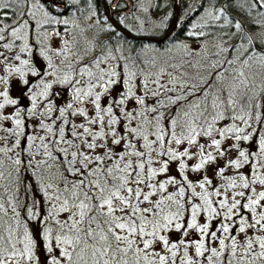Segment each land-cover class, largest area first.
<instances>
[{"label":"snow or ice","instance_id":"obj_1","mask_svg":"<svg viewBox=\"0 0 264 264\" xmlns=\"http://www.w3.org/2000/svg\"><path fill=\"white\" fill-rule=\"evenodd\" d=\"M205 2L212 5L213 9L207 11V15L213 20H220L226 15L227 9L237 3V0H224L219 7L213 4V0H205ZM105 4L112 8L118 7L112 3V0H105ZM251 6L264 9V0H254ZM4 7L6 5H0V8ZM51 7L53 11H59L62 14L68 10L69 5L67 0H51ZM214 11L217 14L214 15ZM240 11L243 12L242 7ZM45 16L52 21L59 22L56 16L50 15L47 11ZM62 22L65 25L68 23L67 20ZM27 23V21L21 22L20 27H24ZM115 23L118 27L120 21L117 20ZM223 23H234V30L224 33L220 37L221 40L225 35L235 36V30H240V39L250 47L241 51L237 43H233L230 48L218 46L220 53L225 54V59L223 65L217 68L210 80H204L202 77L196 82H191L190 79L178 80L168 73L170 78L164 82L153 79L151 84L155 85V89H151L148 82L138 79L136 83H133V77L137 74L129 71L125 75L123 66L120 67L119 72L115 68L110 70L100 68L98 74L93 73L87 66L78 70L81 75L87 74L89 77H94L99 88L102 89V91H94L97 88L96 83H91L86 91L75 88V100L82 102L85 98H92L91 104L94 106L95 114L87 119V125H96L97 128L94 131L83 122L76 124L61 119L65 116L67 109L73 108V104L68 103L67 109L59 110L57 119H61L62 125H68L69 135L75 137L80 143L75 144L71 139L65 140V128L58 126L59 138L49 137L47 139L49 143L56 146L58 152H63L64 155L62 157L53 156L52 151L49 150V143L41 145L44 149L42 155L47 156L53 162L47 166L52 168L58 161L63 169L59 180L64 187L51 192L48 200L60 202L59 211L67 215L63 220L57 221L58 226L54 234L53 230L47 227L48 220L53 214L49 212L45 217L34 212L33 208L39 201L33 198V206L29 207L25 204L24 211L27 213V220L39 217L37 231L30 234L25 229L23 238L15 243L11 240V233L7 241L3 235H0V264H9L10 261L11 264H21V261H27L28 264H175L178 259L176 251H173L175 249L183 250V264H199L198 257H204L205 261H216L221 256V251L211 245L217 242L220 248H223L226 238L231 239V252L233 257H236L237 247L240 245L236 235L231 234L234 224L239 223V233L247 234L249 229L264 231V191H257L254 187L257 184L264 187V172L260 171L264 168V111L257 112L256 109L261 106L255 103V97H252L249 100L252 105L251 123L244 115L231 117L233 120H239L241 124L248 125L247 130L240 124H233L231 127L225 125L219 130L215 127L217 119L223 118L224 114L229 113L230 110L235 111V105L240 103L234 97L236 89L247 83L248 77L245 70L254 68L259 74L264 75V30H260L259 25L254 21L246 26L242 20L225 18ZM250 28L255 31H250ZM4 30L5 28L0 26V32ZM19 31V27L12 28L11 34L16 36ZM188 35L200 39L204 33L190 32ZM3 39L4 36L0 35V40ZM4 47H11V45H4ZM199 47L197 45L192 49L193 55ZM232 52H241V55L235 59L242 60V64L241 69H234L235 75L231 77L232 83L229 85L232 90L225 93L224 80L217 81L216 78L221 75L220 68L224 65H233V60L228 58ZM41 54L47 56V51ZM16 59L19 60L20 57L16 56ZM93 63L99 68L102 61L97 59ZM22 64L28 65L29 61L23 60ZM48 67L52 69L51 72L38 73L33 70V75L39 77V83L34 86H42L39 94L33 92L34 86L29 81H23V84L27 86L24 94L32 93L30 96L32 106L29 110L32 116L42 115L35 111L37 95L47 98L48 91L53 87L54 82L71 83L73 87L83 83L82 80L73 82L67 74L62 80L45 81V75H54L56 71L52 64ZM14 71L23 75L20 68H15ZM164 71L161 69L160 74H164ZM227 79L225 77V80ZM3 82V78L0 77V83ZM214 85L218 90L214 93L211 105H208L206 103L209 96L208 90ZM141 87L145 90L144 92L136 90ZM149 91L156 99L145 107L146 93ZM198 94L204 97L203 101H200ZM102 96L105 101L103 107L101 105ZM190 96L196 97L195 103L189 99ZM0 98H3L0 109H3L5 105L15 106L19 103V98H8L7 90H0ZM245 99H248L247 95ZM130 105H135V107ZM46 107L47 111L51 112L52 102L49 101ZM192 108L198 110L195 115H190ZM174 109L175 115L172 114ZM146 112L153 113L151 119L145 116ZM70 114L84 118L89 116L88 112L79 108ZM20 115L21 110L16 109L14 114H0V120H12L13 116L20 117ZM162 122H166L167 126ZM23 123L22 119H15L18 131L14 132V135L23 134ZM52 123L54 124L55 121ZM38 124L42 129H47L48 133H53V127L44 124L42 119L38 121ZM145 125L154 130L149 133ZM197 125H199V130ZM177 127L180 129L179 132L175 131ZM8 130L11 131V129ZM213 132H217L220 138L213 137ZM85 135L90 139H85ZM149 135L153 139L150 140ZM197 136L212 137L210 145L207 141L198 143ZM226 136H230L237 142H248V147L232 143L221 148ZM166 137L169 138L166 139ZM137 138L144 143L138 146ZM37 139L44 141L46 137L28 135L25 137V143L34 142ZM185 142L189 146L195 145L198 153L190 151L187 146L182 150L169 147V145L179 146ZM61 143L67 144L68 148H59ZM19 145L20 140L17 139L14 146ZM35 147V143L30 146V148ZM207 147L214 148L216 155L207 151ZM69 148L72 151H69ZM97 149H100V152H97ZM157 149H162V151L157 152ZM25 150L29 149H22V151ZM232 151L236 152V158L228 159L227 166L235 167L237 170L247 166L248 171L247 175L238 173L240 183L237 184V181L233 179L228 188L241 187L247 190V194L245 191L236 192L235 196L230 195L227 199L216 201V206H213L214 201L211 197L223 195L221 190L215 189L209 193L206 185H212L213 181L208 176H204L203 182H198V187L204 191L196 192L192 181L184 174V170L191 167L193 171L199 172L206 165L215 162L217 156L224 157ZM0 153L6 154V149L0 147ZM154 154L165 158L156 161ZM194 156H198L199 162L190 166L185 158L192 159ZM153 162L159 163L160 167H150ZM21 163L20 159L14 161L15 165ZM26 163L27 166H31L32 159H28ZM173 163L176 164L178 175H167L163 180H156L157 176L167 174ZM210 171L213 175H223L224 168L217 165L216 169H210ZM0 177H3V172H0ZM168 185L177 186L176 191L169 192ZM30 187L31 185H26L25 192ZM52 189L53 184L45 185L46 192ZM187 189H192L190 196L199 197L202 203H192L190 198L182 202ZM158 194L164 195L157 199ZM185 203L188 205L187 208H185ZM10 207L13 214L18 217L16 207L14 205ZM218 208L220 211L217 210ZM168 209L172 211H167ZM185 212H188L190 217L187 223L183 221ZM0 213L7 215V209L4 208L2 202H0ZM201 213H206L212 218L222 216L223 219L216 230L209 231L208 222L200 224L197 221V216ZM235 216H239V221L233 220ZM225 220L229 223H225ZM169 230L179 232L180 238L171 240L161 234ZM192 230L198 232L200 237L196 240L185 239ZM225 234L229 235L225 236ZM17 243L23 245L22 249L16 247ZM254 243H258L259 247L264 249V236L247 237L246 247H240H244L245 254H252ZM154 244H162L163 253L156 251L153 248ZM188 247L194 248L193 256L188 255ZM206 252H210V255H206ZM257 258L264 260V251L254 253L253 261ZM238 259L242 261L243 257H238ZM225 264H233V261L225 256Z\"/></svg>","mask_w":264,"mask_h":264},{"label":"rangeland","instance_id":"obj_2","mask_svg":"<svg viewBox=\"0 0 264 264\" xmlns=\"http://www.w3.org/2000/svg\"><path fill=\"white\" fill-rule=\"evenodd\" d=\"M49 1V0H48ZM85 1V2H84ZM216 0H213V4ZM85 4L79 6L77 11L74 9L71 10L66 15H54L51 14L47 8L45 3L42 0H0V5H6L4 8H0V26H3L5 30L0 32V35L4 36L3 40H0V77L3 78L4 82L0 83V90H7L9 99L19 98V103L17 105H5L3 109H0V114H14L16 109L21 110L20 117L13 116L12 120H0V147L6 149V154L11 156H18L21 148L24 145L31 146L35 143L36 147L33 148L37 152L36 156H41L44 149L41 147L43 143H49L47 138L51 137L53 139L59 138V134L57 132L58 126H63L65 128L64 139H71L73 143L79 144L80 141L75 137H71L68 132V125L61 124V119L68 121L69 123H85L86 126L91 127L94 131L96 130V125H87V119H90L95 114L94 106L91 104V97L85 98L82 102L79 100H75L76 96L75 88H81L82 91H86L91 83H96L97 88L94 91H102L99 88L98 82L94 77H89L87 74H79L78 70L87 66L93 73H99V69L103 68L105 70H110L115 68L117 72L120 71V67L123 66L124 73L127 75L129 71L136 73L137 75L133 77V83H136L139 79L143 82H148L149 87L151 89H155V85L151 84L153 79H159L160 82H164L168 80L170 77L168 73H171L172 77H176L178 80L180 79H190L191 82H196V80L202 77L204 80H210L212 75L217 71L220 65H223L225 54L220 53L219 47L230 48L233 43L238 39H231L229 36H224L223 40L220 37L227 33L226 28L222 27L225 25L223 23V19L213 20L211 17L207 15V11L213 10L212 5L207 4L204 8L201 9L199 14L188 15L189 22L186 24V27L182 31L184 33V37L172 44H166L162 49H157L154 46L145 45L141 51V55L143 59L146 60V65H141L135 63L132 58L131 51L128 48H123L119 43L118 39L114 45L106 43L107 36V26L106 24L101 25V20L103 19L99 16L91 7L90 0H83ZM78 3V0H69V4ZM43 5V7H41ZM122 9H127V3L122 4ZM48 12L50 15L56 16L57 21H52L48 17L45 16V12ZM128 15L126 18L128 20H132L128 23V26H131L134 29H139L140 33L146 34L151 31L154 27L157 28L162 25L164 17L166 15V9L163 2L160 0H130V7L128 11H126ZM6 13V14H5ZM217 14L214 11V15ZM67 20L68 23L65 25L62 21ZM177 20V19H176ZM27 21L28 23L24 27H20L21 22ZM257 22L260 30H264V15L257 16ZM20 28V31L16 36L11 34L12 28ZM234 29V26L231 27ZM251 31V30H250ZM190 32H203L204 36L200 39L193 38L188 35ZM4 45H11V47H4ZM199 45V50L192 54V49ZM219 46V47H218ZM241 51L244 48L250 47L249 44L242 42L240 45ZM47 51V56L42 55L41 53ZM57 52L59 54H57ZM241 55V52H232L229 59L233 60V65H224L223 68H220L221 75L217 77V81L224 80L225 93H228L232 89L229 87L232 83L231 77L235 75V70L241 69L242 60H237L235 57ZM16 56H19L20 59L17 60ZM101 60L99 68L95 66L93 63L95 60ZM28 60V65H23L22 61ZM49 64H52L55 68L54 75H45V81H56L62 80L64 75L67 74L71 77V80L74 82L75 80H82V84L72 86L71 83H58L54 82L53 87L49 89L48 96L54 89V86H58L61 88L69 87L71 89V95L73 101L72 109H67L68 102L65 101V97L67 92L58 91L55 98L56 102L53 103V110L51 112L47 111V105L49 104L48 96L47 98L40 97L37 95V108L35 109L36 113L42 115L32 116L29 114V110L32 106V101L30 96L32 93H28L25 95L24 93L27 91V86L23 84V81L27 80L33 86L39 83V77L33 75V70L38 73H47L51 72L52 69L48 67ZM216 65L217 67H212ZM15 68H20L23 72L21 73L14 71ZM161 69H164V74H160ZM227 69V70H225ZM246 75L248 77L246 85H240L235 92V99L240 101L235 105V111H231L229 113H225L224 117L221 119H217L215 123V127L219 130L221 127L227 125L231 127L233 124H240L242 127L247 130L248 125L241 124L239 120H233L230 118L228 121L226 115L232 117L236 115H244L246 119L250 121L251 113L241 112L238 114V110L242 109L243 106L242 101L243 97L250 89V86L257 87L258 90L264 87V75L259 74L256 69H246ZM225 77L228 79L225 80ZM107 79V78H106ZM215 86V85H214ZM213 88L209 89V96L207 100V104L211 105L214 99V93L218 90ZM118 87V85H117ZM127 87V86H126ZM139 92H144L145 90L141 87L136 89ZM42 91L41 87H33V92L39 94ZM199 95V94H198ZM156 99L151 95V92L146 93V106L150 105L151 102ZM192 99L194 103L196 102V97H189ZM200 101L204 100L202 95H199ZM3 102V98H0V103ZM104 96L101 98V105H104ZM135 107V105H130ZM61 108L67 109L65 112V116L61 119H57L59 116V110ZM83 109L89 113L88 118L80 117L79 115H71L76 111V109ZM139 110V109H138ZM162 111V110H161ZM198 110L192 108L190 115H195ZM148 119H151L153 113L147 112L145 115ZM20 118L23 120L22 132L23 134L20 136L14 135L13 133L18 131L15 125V119ZM43 120L44 124L51 125L53 127V133H48L47 129H42L39 127L38 121ZM211 117L209 116V120ZM55 121L53 124L52 122ZM166 125V122H162ZM119 127V126H117ZM146 130L151 133L154 129L145 125ZM199 130V125H197ZM8 129H11L9 131ZM82 131V129H81ZM175 131L179 132V127L175 128ZM186 134V133H185ZM28 135H35L37 137H46L44 141L40 139L33 141H27L25 143V137ZM243 135V133L241 134ZM213 137L219 139V135L217 132H213ZM169 137H166L168 139ZM212 137L202 136L200 139L197 136L198 143H205L206 141L210 145ZM19 139L20 145L18 147L14 146V142ZM85 139H90L87 135H85ZM149 139H153L151 135H149ZM24 142V144H23ZM140 143H144L139 138H137V144L139 146ZM239 143L243 147H248V142L245 141H235L230 138V136L224 137L222 141L221 148L226 144ZM185 146L189 147L190 151H196L198 153V149L195 145H187L186 142L176 146L169 145V147H177L182 150ZM81 147H83L81 145ZM153 147H156L153 145ZM56 149V146L49 143V150ZM59 148H68L67 144L61 143ZM8 149H11L8 151ZM70 149V148H69ZM207 151L216 155V150L212 147H207ZM162 151V149H157V152ZM97 152H100V149H97ZM62 153V154H61ZM63 155V152H60ZM155 155V160L158 161L165 157H162L158 154ZM33 156V157H36ZM236 152L232 151L227 153L224 157L217 156V160L212 162L210 165H206L205 168L201 169L199 172L193 171L191 167L184 170V174L189 177V180L192 181L193 186L196 192H203L204 190L198 187V182H203V177L208 176L212 179V185H206V190L211 193L215 189H220L223 195L213 196L211 197L214 201L213 206H216V201L221 199H227L230 195L235 196L236 192L245 191L247 194V190L241 187L228 188V185L232 182L233 179L237 181V184L240 183L238 173H244L247 175L248 168L247 166L237 170L235 167H228L227 160L235 159ZM133 159H137L133 157ZM187 163L190 166H194L195 163L199 162L198 156H194L192 159H187ZM217 165L219 167L224 168L223 175H213L210 169H216ZM150 167L158 168L160 164L157 162H153ZM261 172H264V168L260 169ZM167 175L177 176L176 164L173 163L169 167V172L167 174H161L156 177V180H163ZM179 178V177H178ZM155 182V181H152ZM177 186L168 185L169 192H175ZM257 191H264V187L259 184L254 185ZM54 192V190H49L48 192L44 189V194L48 203V213L51 212L53 215L49 219L47 227H50L53 230V233L56 234L57 229V221H61L67 215V213L59 211V203L56 200L49 201L48 195ZM192 189H187L185 193V198L182 202L191 199L192 203H202L199 197L190 196ZM164 194H158L157 199L160 198ZM254 195V193H253ZM239 199V197H236ZM12 201L9 200L7 203L8 208H11L10 205ZM187 205V203H185ZM188 207V205H187ZM186 207V208H187ZM220 211V209H217ZM167 211H172V209H168ZM242 211V210H241ZM58 213V214H57ZM151 219V217H149ZM190 217L188 212H186L183 216V221L187 223ZM223 217H209L206 213H201L197 216V221L200 224L205 222L209 223V231L216 230L218 225L221 222ZM234 221H239V216L233 217ZM225 223H229L225 220ZM239 223H236L232 226L231 234L236 235V239L240 246L246 247V239L247 237H255V236H264V231L262 230H252L249 229L247 234L239 233ZM150 227V226H149ZM161 234L166 235L171 240H177L180 238V233L174 230H169L167 232H161ZM218 235H220L218 233ZM229 234H225L228 236ZM200 237V234L195 230L189 232V235L185 237L187 240H196ZM23 238V235L20 236V239ZM151 239V237H148ZM224 238V237H222ZM13 243H15L18 238L14 233L11 236ZM19 239V240H20ZM207 239L206 237L204 238ZM231 239H225V246L220 248L217 242L212 243V247H216L219 251H221V255L225 251H229L231 254ZM237 247V255L236 257H243L244 261L253 260L254 253H258L264 251L259 247L258 243L253 244V253L245 254L244 247ZM17 248L23 247V245L17 243ZM153 248L158 251H164V246L162 244H154ZM178 259L175 261V264H183V250L175 249ZM188 255L193 256L195 254V250L193 247H188L187 249ZM166 254V253H165ZM206 255H210V252H206ZM199 264H221L223 263L221 256L216 261H205L204 257H198ZM239 260V259H238ZM242 260V261H243ZM241 261V260H240ZM241 261V262H242ZM254 261L259 262L260 264H264V260L257 258ZM11 264V261L9 262ZM21 264H28L27 261H21Z\"/></svg>","mask_w":264,"mask_h":264},{"label":"trees","instance_id":"obj_3","mask_svg":"<svg viewBox=\"0 0 264 264\" xmlns=\"http://www.w3.org/2000/svg\"><path fill=\"white\" fill-rule=\"evenodd\" d=\"M82 1L83 0H78L77 4H69L68 10L64 11L62 14L59 13V11H53L51 1L45 2V5L51 14L60 16L68 14L73 9L77 11L79 6L85 4V1ZM160 1L164 3L166 9V15L163 23L157 28L154 27L146 34L137 31L139 29H134V27L132 28L131 26H128V23L132 20H128L129 18H126L128 13L122 9V4L125 3V0H119L118 3H116V5H118L116 8L106 5L108 10L105 8L102 0H90V3L92 9L103 18L101 20V25L106 24L108 28L106 43L114 45L118 39V43L123 48H128L131 51L132 58L135 63L146 65L147 62L141 55L143 47L145 45H149L154 46L157 49H162L166 46V44L175 43L183 38L184 33L182 31L186 27V24L190 21L188 15L193 16L195 14H199L201 9L207 4L205 0ZM67 3H69V0H67ZM223 3L224 0H216L214 4L216 7H219ZM253 3L254 0H237V3L229 7L226 15L221 18L223 21L225 18L228 20H242L246 26L252 21L258 25L257 16L262 15V13H264V9L252 7L251 5ZM201 4H203V7H201ZM241 7L243 8V12L240 11ZM105 10L107 12H105ZM117 20L120 21L118 27L115 23ZM233 26L234 23H225V25H222V27L228 29L226 30L227 33L234 30L231 29ZM249 30L255 31V29L251 28ZM235 32L236 35L230 38L233 40L238 38L235 43L241 45L244 41L240 39V30H235ZM214 88L217 89L216 86H214ZM262 90H264V87L258 90L257 87L250 86V89H248L245 93L248 99H245L244 95L241 104L243 108L237 111L238 114L242 111L245 113L247 111V113L252 112V105L249 103V100H251L252 97H255L254 102L261 106L256 109L257 112L264 111V92H262ZM58 91L67 92L65 97L66 102L71 103L73 101L71 89L69 87L61 88L58 86H54V89L48 96V101L55 103L56 99L54 98L56 95H54V93L57 94ZM146 114L147 112L145 115ZM172 114H176L175 109ZM225 118L229 121L231 117L226 115ZM249 122L251 123V120ZM199 137L200 139L202 138V136ZM26 148L29 150L22 151V149ZM68 150L72 151V149ZM50 151H52L53 156L62 157L64 155H61L62 153L60 154L58 150L53 148L50 149ZM36 155L37 152L35 149L30 148V146L26 147L25 145L21 148L17 157L0 153V161H2V165H0V172H3V177H0V202H2L4 204V208L7 209V215L0 213V217H2V220H0V235H3L6 241L9 239V233H11V236L14 233V236L16 235L19 240L25 229H27L30 234L37 231L39 217L37 219L27 220V213L24 211V205L27 204L29 207H32V201L33 198H35L39 201V203L35 204L33 211L38 212L40 216L46 217L48 214V203L44 194L46 184H53L54 191L57 188L64 187L63 183L59 180V177L63 172L59 162L57 161L52 168H49L47 165L53 162L45 155ZM16 159H20L22 163L20 165H15L14 161ZM28 159H32L31 166H27L26 162ZM45 161H47V163H44ZM69 179H73V177H69ZM26 185H31L27 192H25ZM9 200H11V203L16 207V211L19 213L18 217L15 216L11 211V208H8L5 204ZM186 207L187 205H185V208ZM49 222L50 220H48V223ZM48 223L47 225H49ZM225 256H227L229 260H232L233 264H260L259 262L253 260H243L241 262L240 259L238 260V257H233L229 251H225L221 255V259L223 261L221 264H225Z\"/></svg>","mask_w":264,"mask_h":264},{"label":"water","instance_id":"obj_4","mask_svg":"<svg viewBox=\"0 0 264 264\" xmlns=\"http://www.w3.org/2000/svg\"><path fill=\"white\" fill-rule=\"evenodd\" d=\"M43 2H46V0H42ZM48 1V0H47ZM117 0H113V2L112 3H114L115 4V2H116ZM126 1V3H127V9H125V11H127L128 9H129V7H130V0H125Z\"/></svg>","mask_w":264,"mask_h":264},{"label":"flooded vegetation","instance_id":"obj_5","mask_svg":"<svg viewBox=\"0 0 264 264\" xmlns=\"http://www.w3.org/2000/svg\"><path fill=\"white\" fill-rule=\"evenodd\" d=\"M49 1H51V0H49ZM118 1H119V0H117V1L115 2V4L118 3ZM47 2H48V1H47ZM102 2H103V4H104L105 8L107 9L106 4H105V1L102 0ZM110 8H111V7H110ZM107 10H108V9H107ZM123 10H124V9H123ZM105 12H107V11L105 10ZM112 14H113V13H112ZM167 27H168V25H167Z\"/></svg>","mask_w":264,"mask_h":264}]
</instances>
